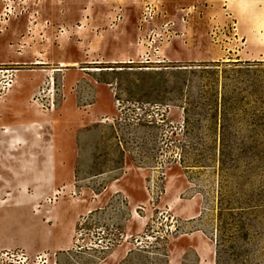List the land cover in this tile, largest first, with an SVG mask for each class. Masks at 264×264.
<instances>
[{
  "label": "rangeland",
  "instance_id": "374dc122",
  "mask_svg": "<svg viewBox=\"0 0 264 264\" xmlns=\"http://www.w3.org/2000/svg\"><path fill=\"white\" fill-rule=\"evenodd\" d=\"M236 1L0 0V264H264V11ZM217 62L232 102L189 131L175 70Z\"/></svg>",
  "mask_w": 264,
  "mask_h": 264
},
{
  "label": "trees",
  "instance_id": "16d2710c",
  "mask_svg": "<svg viewBox=\"0 0 264 264\" xmlns=\"http://www.w3.org/2000/svg\"><path fill=\"white\" fill-rule=\"evenodd\" d=\"M261 62L248 63L242 65L241 63H230L237 73L243 72L242 66L245 71L250 72V68L253 66H259ZM225 65L224 63H210V64H200V65H186L183 68L175 70L178 74L184 76V81L187 87V100L184 103V125L189 130L194 129L193 119H197L200 113L197 112L203 108L207 109L208 120L212 122L217 116V111L223 113V107L231 104L233 97H228L226 93L227 85L225 84V79L219 80V68ZM247 67V68H246ZM235 72V73H236ZM220 89V90H219ZM222 143V148H223ZM180 164H188L185 162V158L182 157ZM192 165H200L201 162H191ZM220 164L223 162L220 160ZM190 167V166H183Z\"/></svg>",
  "mask_w": 264,
  "mask_h": 264
},
{
  "label": "bare ground",
  "instance_id": "6f19581e",
  "mask_svg": "<svg viewBox=\"0 0 264 264\" xmlns=\"http://www.w3.org/2000/svg\"><path fill=\"white\" fill-rule=\"evenodd\" d=\"M255 3L256 4H259V5H263V9L262 11H264V0H255ZM247 4H254V2H252V0H238L236 2H230L229 3V6L230 7H234L235 9H239V10H244V9H247V8H251L252 5H247ZM248 6V7H247ZM256 7V5L254 6V8ZM37 64H41L40 62H37ZM96 70V69H95ZM9 87H12V85H9Z\"/></svg>",
  "mask_w": 264,
  "mask_h": 264
}]
</instances>
